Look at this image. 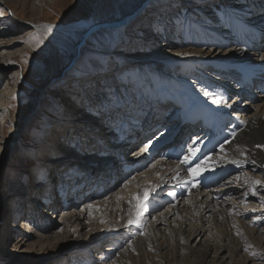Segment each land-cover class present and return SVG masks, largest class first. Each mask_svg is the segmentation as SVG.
Returning a JSON list of instances; mask_svg holds the SVG:
<instances>
[{
    "label": "rangeland",
    "instance_id": "obj_1",
    "mask_svg": "<svg viewBox=\"0 0 264 264\" xmlns=\"http://www.w3.org/2000/svg\"><path fill=\"white\" fill-rule=\"evenodd\" d=\"M152 1L162 2L156 6V4L152 5ZM161 1L0 0V8L3 9V12L0 13V97L7 98L6 103L0 109V264H93L92 261L96 259V254L110 248L108 241L117 237L116 234H111L112 237L104 234L108 227L106 211L100 212L93 221L89 219L88 223L81 220L83 225L76 230L71 228L68 233H62L59 236L58 222L61 213H58V210L50 213L43 208L34 207V204L40 203L41 193L46 189V186L51 183L50 189L55 188L62 174L70 165L77 164L79 170H86L89 165H100V168H103L111 162L112 166L117 168L116 173L121 175V179L126 180L127 175L131 173L122 171L124 166L122 164H126V162L120 161V158L124 157L120 153L124 150L125 145L118 141V136L117 139L113 137L111 140L114 150L109 154L110 156L103 153L98 154V151H95V143L101 145L104 140L100 139V142L96 138L101 136L96 134L98 131L90 121L95 119L99 121V119L92 116L94 113L87 114L86 106L92 108L90 105L97 107L101 105L99 110L97 108L92 110L95 113H102L105 110L112 113H109L111 116L109 120H112L117 129L124 123H128L131 127V121L139 116L132 113L134 110L144 111L153 99L161 102L158 98L159 95L167 92V97L163 99L164 102L162 101L165 103L162 117L169 119L175 111L173 108L175 102L169 87L161 84V78L165 75L167 80L173 78L181 82H191L197 95H202L201 90L205 89V82L217 95L220 93L222 96L224 92H227L226 98L221 100L224 107L229 103L239 105L254 103L252 99L249 102V97L241 96L242 98L238 99L234 97L232 94L233 77L224 72H219L221 76L215 75L216 72H213L208 65L203 66V70L201 67H199L200 70L199 68L191 69L193 77L184 76L177 65L174 72L167 68L169 63L173 64V61L177 60L176 51H184L185 47L190 48L183 44L184 38L194 40V34H190L194 28L190 31L188 29L193 23H203L201 17L208 15L212 2H208V0ZM175 2L180 5H173ZM230 3H232L231 0H214L213 2L214 5L221 6L222 9ZM262 12L251 15L258 16ZM207 18L210 21L218 20L219 15H208ZM249 20L251 19L249 18ZM41 25H52V33L43 41V44L37 46L33 38L36 35H43L44 30L40 28ZM205 26L207 25L203 27ZM92 28H98V30L91 33ZM89 31V35L84 37ZM80 37H84V39L81 41L80 48L77 49L76 46L82 39ZM195 40L198 43L203 41L202 39ZM66 45L70 47H66ZM70 48L79 50V55H76ZM257 48L259 49L255 52L264 54V47ZM73 57H75L74 61ZM25 60L27 63L24 62ZM229 78L232 82L228 80ZM99 83L103 88H99V93H97L96 85ZM92 88H95V94H92ZM240 90L237 88L239 93ZM252 93L254 99L263 98L256 90H253ZM4 97L1 100H4ZM117 98L120 100L118 106L109 103L110 100L115 101ZM152 103L154 104L153 101ZM158 105L156 106L160 109ZM30 106L37 108L32 112L29 120L21 121L20 117ZM74 107L77 112L82 110V116L87 118L86 121H82L83 125L72 122L70 110H74ZM122 120L125 121L122 123ZM102 121L103 118L99 121L101 125ZM108 133L110 134L111 131L109 130ZM66 138L71 140L68 139L65 142ZM149 142L152 141L148 138H138L132 149L140 151L142 146ZM51 143H57V145L53 147L54 145ZM61 143L66 147L61 148ZM118 143L122 145L119 147ZM58 148H65V151L57 150ZM256 148H258L257 144ZM106 149H101V151ZM125 149V154L131 157L134 152L131 151L128 154V148ZM47 158H50L52 162L47 163ZM112 159H119V162L116 164L112 162ZM153 160L154 158L148 160L147 166L154 162ZM158 160L167 161L161 157L156 159V161ZM55 161L60 162L55 163ZM105 168L100 171L103 178H100L97 188L100 186L106 188L108 180L105 176L107 174L115 178L114 170L110 168L109 170L107 166ZM139 170L140 168L134 171L138 173ZM245 170L233 172L213 188H220L219 186L230 182L229 180L233 177L238 178L239 181L236 183L225 184L222 188L238 186L239 194H247L245 195L246 201L243 203L239 198L242 202L240 203L238 199L234 198L235 195H228L230 200L236 202L233 203L235 206L231 204L229 207L240 213V215L237 214V220L241 219L240 221L245 226L248 225V228L256 227L263 233L261 232L255 242L254 238L252 241H248L246 237L239 235L244 231L241 226L232 222L230 226V220L224 219L225 224L218 223L215 227L204 225V235L200 240L212 243L211 240H218L216 237L220 235L226 237L227 235L226 240H218V242L224 244L228 250L234 249L233 241L238 244L235 247H241L234 255L235 264H264V230H262L264 222H261L260 225L257 223L260 219L264 220V204L260 201V196H264V173L261 175L260 170L252 172V177H258L257 179L261 183L251 186L249 189L248 180L251 178L248 175H251L250 172L254 171V168L248 169L249 173ZM136 173L129 177H134ZM113 178L110 179L111 182ZM96 182L94 178H91L89 183L91 186H87L86 192H89L90 196H93L94 190L97 189L93 188L94 185L96 186ZM18 184L21 187L25 186V190L19 193V197L12 190V185ZM253 187L257 194L248 196L249 192L253 195ZM113 188L111 193L123 189L122 186ZM204 189L201 186L198 188L202 192L210 187ZM194 192L191 191V193ZM227 192L231 193V190ZM106 195L101 199H105ZM163 196L165 197V193L161 195L160 199ZM182 196L183 200L190 197ZM84 198L85 201L90 197L85 196ZM249 198L252 199L249 200ZM95 199L97 198L93 197L90 202L98 203L101 200L100 198L99 200ZM20 200H23L22 209ZM166 201L161 205L159 211L150 214V219L152 215L160 214L171 205L179 206L181 199L178 198L176 201L166 199ZM158 203L162 204V201L157 200L151 204ZM55 204L59 205L58 202ZM74 204L70 211L81 213L84 204L81 202ZM29 209L36 214L39 212L40 220L38 217L33 218V213L26 215ZM257 217L260 219H256ZM98 218L100 220H97ZM36 220L38 223L32 227L31 221ZM22 221L29 223L30 229L24 231L25 222ZM112 222L116 223V220ZM51 225L55 226L50 230ZM172 225L174 224L168 225L167 229H164L166 226L160 225V231L167 235L166 238L170 236L171 232L178 231ZM126 228L122 229L126 230ZM144 229V227L139 229L138 237L143 236ZM23 237L25 238L21 240ZM38 237L45 240L40 243ZM132 240L134 238L129 239V241ZM196 245L198 246L197 238H191L188 243L180 241L179 247L171 246L170 248L169 244L167 249H171V254L164 252L162 256L155 255V252L150 250V246H147L148 248L145 247L146 250H143L144 254L140 256V259H143L142 264H199L201 258L199 253L193 254L188 249L194 248ZM124 246L122 245L120 249L122 250ZM201 248L209 249L208 246H201ZM133 255L138 256L139 252L137 251ZM209 255H214V249L210 248ZM222 255L226 256L227 254ZM117 258L114 256L111 261ZM227 259H224L225 262H228L229 259ZM126 262L123 261L120 264H127ZM203 264L215 263L207 261Z\"/></svg>",
    "mask_w": 264,
    "mask_h": 264
},
{
    "label": "bare ground",
    "instance_id": "obj_2",
    "mask_svg": "<svg viewBox=\"0 0 264 264\" xmlns=\"http://www.w3.org/2000/svg\"><path fill=\"white\" fill-rule=\"evenodd\" d=\"M174 1H178V0H173V2ZM231 1L232 3L227 4L226 5L227 7L222 9L221 6L213 4L214 0H208V2H212V5L208 10L209 11L208 15H219V19L210 21L207 18L208 15H203V17H201L203 19L202 20L203 23L200 24L193 23L191 25V28L188 29V31L194 28V30L192 29V31L190 32V34H194V40H191L190 38H184L183 41V44L190 46V48L182 46L185 47L184 51H176L175 56L177 57V60L173 61V64L174 63L175 64L173 65L169 63L167 68L171 72H174L175 66L177 65L181 69V73L184 76L193 77V73L191 69L201 67V69L203 70V66L205 67L208 65L213 70V72H216L215 75L221 76V73L224 72L230 77H236L240 80L239 82L242 85V87L235 86V90L232 89V94L234 97L238 99L239 96L248 97L244 92L245 89L249 88L248 82H249V78L252 77V74L255 75L257 73H261L263 74L262 77L264 78V60L260 59V57L264 56V54L261 53L258 54V52H255L258 50V48L254 49L253 51L251 49V47L253 46V42H255V40L253 41L255 37L260 39L259 41H261V47H264L263 45L264 0L262 2H260L261 0L260 1L256 0V3L254 2V4L251 3V0H231ZM161 2L155 3L154 1L152 5L156 4L157 6ZM260 3L261 5H263L262 7H260L261 6ZM173 5L175 6L180 5V3L175 2ZM250 7L252 10H250ZM261 11H263L262 14L258 16L251 15V14H259ZM249 18L251 20L248 21ZM204 25L207 26L203 27ZM93 29L94 28H92L91 33L98 30V28L94 30ZM84 37L83 38L80 37L82 39H80V44L76 46L77 49L80 48L81 41L84 39ZM195 39L198 40L202 39L203 41L201 43H198ZM66 47H70V46L66 45ZM71 51L76 53V55H79L80 53L79 50L77 51L74 48H72ZM177 53H188V55L180 56L177 55ZM74 58L75 57H73V61ZM196 73L199 75L198 72ZM247 73L248 76H244ZM165 76H162L161 84L168 86L169 87L168 89L172 92L171 94L173 97V101L175 102L173 108L176 110L175 111L176 113L173 112L175 114H172V117H174L175 119L177 117V120H175L174 124L177 123V125L180 124V126H182L179 129V132L176 134V136L182 138L180 139V141H185L183 139L185 137L183 130L187 129L190 132H192V130H195L197 128V125L195 126V124L193 125V123L195 121L198 122L201 120L202 124L205 125V129L202 131L196 129L195 134H190L191 136H189L187 138L188 140L186 141L193 139V141L194 140L196 141V144H194L193 147L198 146L201 149V153H211L210 159L207 161L209 167L207 170H203V169L200 170L201 174L198 177H196V186L192 187L191 185H189L188 188H191V190L189 191L188 188L184 187L183 184H179L177 180L173 179V177L176 175V169H177V163L174 161L178 153L176 152L172 155L170 152L168 153L165 152L166 149L172 147V145H169L170 144L168 142L169 139L167 138H162L160 139V141L156 140L154 143H151L149 150L147 151L148 154H146L141 150L133 151V152H139L140 154L137 156V155H133L132 153L131 157L125 154V150H126L125 148L132 145L124 144L125 145L124 150L122 149L123 151L122 153H120V155L124 156V158L122 159L126 162L125 168L127 169L128 174L131 172L129 175H127L128 178L126 180L121 179V175H118L116 173L117 168L112 166L111 162L107 163L105 166H103V168H100L101 167L100 165L87 166L86 168L87 171L93 172L98 176L101 175L100 171L106 169L105 167L107 166L108 169L110 168L111 170H114L115 178H113L112 176H108L107 174V176H105L107 177L108 180L106 183V188L102 186L97 190L95 189L97 188V186H95L94 191H96V193L93 191L94 192L93 196H90L89 192L85 195H79L80 197L76 199V202L77 203L81 202L82 204H84L81 213H77V212L75 213L70 211V209L74 207L75 205L74 203H76L73 201H70L64 208L63 207L57 208L58 213L59 212L61 213L59 214L60 217H59L58 225L60 226V229L58 235L60 236L62 233H68V231L71 228L73 230L74 229L76 230L78 227L83 225V223L81 224V220L86 221L88 223L89 219H92L93 221L97 217V215H99L100 212L103 213L104 211H106V216L108 217V222H106V224H108V227L104 231L105 232L104 234H107L109 237L111 236V234H116L117 237L112 238L111 239L112 241L111 240L108 241L110 243V248L106 249L105 251H100L98 252V254H96V259L92 261L93 264H118V263L120 264L123 261H127L126 262L127 264H142L143 259H140V256L144 254L143 250L144 249L146 250V248H148L149 246H150V250L152 252H155V255L162 256L164 252L171 254V249H167L169 247V244H170V248L171 246L179 247L180 241L182 243L183 242L188 243L191 238L198 239V246L196 245L194 248L190 247L188 249L193 254L199 253V257L201 256L199 264L206 263L207 261L210 262L213 261V263L215 264H235L236 261L234 262V255H236V253L241 249V247L240 248L235 247L237 242L233 241L234 249L228 250L224 244L218 242V240L220 241L226 240L227 235L226 237L222 235L216 237L218 239L217 241L215 239L211 240L212 243L215 242L213 244L211 242H207V243L205 241L202 242L201 238L204 235V228H205L204 225L215 227L218 223L225 224L224 219H228L230 220V222L228 221L230 223V226L232 223L233 224L237 223L236 224L237 226L239 225L244 229V231L240 232L239 234L241 235V237L244 238L246 237L248 241L249 240L252 241L254 238L253 240L254 242L256 239L259 238L258 236H260L262 232L260 231L261 229L258 230L256 229V227L250 229L247 227L248 225L245 226L244 223L240 221L241 219L237 220V214L240 215V213H237L234 211V209L230 208L231 204L235 206L233 203L236 202L230 200L228 198V195L231 196L235 195L234 198L238 200L240 198L243 203L246 201V196L243 195V193L239 194L240 192H238L237 189L238 186L237 187L226 186L225 188H222L225 184L236 183L237 181H239L238 178L233 177L230 180L228 179L230 182L227 181L228 183L222 184L221 186H219L220 188L214 189L213 187L214 185L222 182L226 177H228L233 172L241 169L242 170L246 169L245 171L249 173L248 169L252 170V168H254V171L252 170L250 172L251 175H248V177L251 178L250 180H248L249 189L251 186H255L253 184V181H259L257 179L258 177L257 178L256 176L252 177V172L253 173L259 172L260 170L261 175H263L264 148L255 149V145L256 144L264 145V94H262L263 98H259V99L255 98L256 100L252 97L251 99L254 101V103L250 105H247L248 103H242V105H239L237 103L235 104L229 103L231 107H228L229 104L225 105L224 107V105L221 103L218 105L212 104L210 102L212 97L206 98L203 96V94L197 95L193 89V86L191 85V82L188 81H187L188 83H186V81L181 82L173 78L172 80L171 79L167 80ZM228 80L231 81V78H229ZM138 82L140 81L138 80ZM205 85H206L205 89H208L210 92L216 94V92L211 90L210 85L207 82H205ZM96 87H97V93H99L98 90L99 88L102 87V85H100L99 83L96 85ZM237 88L242 89L240 90L241 95L239 94V91H237ZM92 90H93L92 94H95V88L94 89L92 88ZM203 90H201V92H203ZM226 93L227 92H224L222 96L220 93H218V95L216 94V96L217 97L221 96L224 99L228 94ZM3 97H0V109L2 106H4V103H6V99H7L6 97H4L5 98L4 100H1V98ZM92 97H94V95H92ZM165 97H167V92L162 93L161 95H159L158 98L162 102ZM251 99L249 100L248 98L249 102H251ZM154 104L155 105H153L151 108L148 107L144 111L140 109L138 110L136 109L132 113L139 115L137 118L142 117L147 120L155 119L159 117L161 109L157 108L156 102H154ZM91 106L93 110L96 108L99 110L101 108V105L99 107H97L96 105L94 106L90 105V107ZM36 108H37L36 106H30L27 110H25L22 116L20 117L21 121L24 122L29 120L30 115L32 114L33 111L36 110ZM70 114H71L70 117L72 118V122L74 124H81L82 121H86L87 119L82 116L83 114L82 110L77 112L75 107L74 110H70ZM98 115L100 116L98 118L99 121L102 120V118L104 121L106 120V117L104 119V115L102 113H98ZM107 118L109 119L110 117ZM99 121L97 119L90 121V123L94 125L95 129L98 131L96 132V134L102 137V138L101 137L99 138L96 137V138L104 140L103 144L101 145L95 143L94 145L95 151H98L97 152L98 154L103 153L106 154L107 156H110L109 154L112 153L114 150L112 149L111 146L113 144L111 142L113 137L110 135L111 133L110 134L108 133L110 129H108V127L106 126V122L102 121V125H101ZM133 121L134 119L131 122ZM223 125H227V126L226 127L224 126L223 129ZM122 127L124 128L125 125H123ZM129 128L131 127L129 126ZM233 132H235L236 134L235 138H233L232 136ZM218 133H223L222 137L221 136L219 137ZM164 134H165L164 131H160L156 133V136L160 138V136H163ZM134 136L135 139L139 138V134L137 132L134 133ZM68 139L70 138H66L64 141L66 142L68 141ZM221 142H224L223 151H221L219 147ZM51 144L54 145L53 147L57 145V143L56 144L51 143ZM152 144L154 146H157L158 148L157 154L159 156L154 157L151 155V158H154L153 160L154 162H151L147 166V161L151 160L150 154L153 152ZM118 145L120 147L122 144L118 143ZM63 146L66 147L64 144L61 143L60 147L62 148ZM101 149H106V150L101 151ZM57 150L65 151V148L63 149L58 148ZM99 151L101 152L99 153ZM169 156L173 157V159H169ZM160 157L167 161H163V160L156 161V159L157 158L160 159ZM233 160L239 161L240 162L239 166H237L234 163H231V161ZM252 161H255V164H253ZM46 162L51 163L52 161L50 158H47ZM57 162L60 161H55V163ZM112 162H115L117 164L119 162V159L117 160L112 159ZM195 162L196 161H193V165L195 164ZM246 164L247 167L245 168ZM153 165H155V167H153ZM73 166L75 168V165L72 166L70 165L68 167V170L72 169ZM145 166L146 169H144ZM139 168H140L139 171L140 172L142 171V173L135 172ZM103 172L105 174V171ZM73 173L75 175H78L80 179L82 178L80 182L78 183L76 182V186L83 184L82 182L85 179L84 173L81 171H78V173L74 171ZM133 173L136 174H134V177L130 178L129 176L132 175ZM179 174L181 177L187 175L182 165L180 166ZM111 178H113L112 182L110 181ZM68 180L70 181L68 184L69 185L72 184V181L68 178L65 179V182L67 183ZM87 181L90 182L91 178L87 179ZM50 185L51 183L46 186V189L44 190L45 193L48 192ZM153 185H160V187H158L156 191L150 195V199L147 202L148 210L140 218L139 227L135 225H128L127 221L129 219L130 210L133 216H135V209H134L135 201L133 200V197L137 195H142V193L145 190H148ZM115 186L117 187L122 186L123 189H119L118 192L111 193L113 192L114 190L113 187ZM199 186L205 189L210 187V189L201 192L198 190ZM226 189L231 190V193L227 192L228 190ZM12 190L14 191V194L19 197V193L25 190V186L21 187L19 184L12 185ZM168 190L174 191L176 193L175 199H173L172 197L166 194ZM192 190L195 192L191 193ZM163 193H165V197L163 196L162 199H160ZM105 195L106 198L101 199L102 196L104 197ZM182 195L188 197L190 196V197L189 198L186 197V200L185 198L183 200ZM85 196H89L90 198H86V200L84 201ZM248 196H254V195H251L249 192ZM93 197L97 198L95 200H99V198L101 200H99L98 203H93V202L91 203L90 200ZM178 198L181 199V202L179 203L180 208L176 204L171 205L169 208L163 210L162 212L160 210L161 212L160 214L152 215L150 219L149 217L150 214L155 213L157 210L159 211L161 205L167 202L166 199H168L169 201H174V200L176 201L178 200ZM252 198H249V200ZM130 200H133L132 206L129 205ZM157 200L162 201V204L159 203L151 204L156 202ZM241 201L239 200L240 203H242ZM21 203H20L21 204L20 208L22 209L23 200L21 201ZM39 204L38 203L37 205L34 204V207L39 206ZM89 204L92 205V208L87 207V205ZM29 205L31 204L29 203ZM246 205L248 206L249 204ZM40 206L42 207L41 204ZM37 214L34 212L33 218L36 219ZM229 214L234 216H230ZM148 219H150L151 222L150 221L148 222ZM97 220L100 219L98 218ZM114 220H116V223L114 222L111 223V221ZM37 221L38 220L34 222ZM192 221L194 223H191ZM22 222L23 223L25 222L24 224L25 227L23 229L24 231L30 229L29 223H27L26 221H22ZM261 222H264V220L261 221L260 219V221L257 222L258 225H260ZM112 224H116V225H112ZM171 224H174L172 226L176 227L178 231L171 232L170 236L166 238L167 235L163 234L160 231L161 230L160 225H163L164 227L166 226V228L164 229H167L168 225ZM54 226L51 225L49 227L50 230L53 229ZM123 227H127L126 230H123L122 229ZM143 227L145 228L144 234L143 236L138 237L137 232L139 231V229ZM186 227L188 228L185 230ZM163 231L165 232V230ZM24 238L25 237L21 238V240H23ZM132 238H134V240L131 241V246H129V243L127 242L129 241V239ZM43 240L45 239L38 237V242L41 243L43 242ZM122 245L125 246L121 250L120 247ZM201 246L203 247L208 246L209 249L207 248L203 250ZM210 248L214 249L213 256L209 255ZM137 251L139 252V255L134 256L133 253H136ZM224 253H226L228 256L222 255ZM114 256L118 258L111 261L112 257ZM226 258L229 259V260L227 259L228 262H225L224 259Z\"/></svg>",
    "mask_w": 264,
    "mask_h": 264
},
{
    "label": "snow or ice",
    "instance_id": "obj_3",
    "mask_svg": "<svg viewBox=\"0 0 264 264\" xmlns=\"http://www.w3.org/2000/svg\"><path fill=\"white\" fill-rule=\"evenodd\" d=\"M3 12V9L0 8V13ZM35 27V26H33ZM40 28H42L44 30L43 35H36L33 39L35 40V43L37 46L43 44V41L48 37L49 34L52 33V25H41ZM177 55L180 56H187L188 53H177ZM261 60H264V56L260 57ZM25 63H27V60L24 61ZM203 96L208 98V97H212L211 98V103L212 104H220L221 100L223 99L222 97H217L215 93L210 92L208 89H204L202 92ZM109 103H114L117 106L120 103L119 98H117L115 101H109ZM228 107H231V105L229 104ZM235 132L232 133L233 138H235ZM230 143V141H229ZM196 144V141L194 140L192 142V144L188 145L187 147V152L181 153V157H176L175 161L177 163V169H176V175L173 177L174 180H177L179 184H183L184 187L188 188L189 185H191L192 187L196 186V177H198L201 174V169L203 170H207L209 165L207 164V161L210 159V155L211 153H201V149L197 146V147H193V145ZM150 147V142L146 143L142 146L141 151L143 152H147L149 150ZM220 150L223 151L224 150V142H221L220 145ZM258 148H264V145H257ZM214 151V150H213ZM199 153V155H198ZM139 152H134L133 155H139ZM169 159H173V157L169 156ZM193 161H196L195 164L193 165ZM231 163L236 164L237 166H239L240 162L233 160L231 161ZM253 164H255V161H252ZM183 166L184 171L187 173L186 176L181 177L180 176V166ZM153 167H155V165H153ZM261 183V181H253L254 185H259ZM160 187V185H153L151 186V188H149L148 190H145L142 195H137L135 197H133V200L135 201L134 204V209H135V216H133L131 210L129 212V219L127 221L128 225H135L137 227H139V220L140 218L144 215L145 212H147L148 210V201L150 199V195L152 193H154L156 191V189ZM188 190L190 191L191 188H188ZM166 194L170 197H172L173 199H175L176 197V193L174 191L168 190L166 192ZM252 194L256 195V189L253 188L252 189ZM245 195H247L245 193ZM133 200L129 201V205L132 206L133 204ZM260 201L262 204H264V196H260ZM88 208H92V205L89 204L87 205ZM256 219H260L259 217H257ZM103 222V221H102ZM264 230V229H262ZM141 234H143V232H141ZM129 246H131V241H129ZM247 251V248L245 249ZM253 255H256L255 253H253Z\"/></svg>",
    "mask_w": 264,
    "mask_h": 264
},
{
    "label": "water",
    "instance_id": "obj_4",
    "mask_svg": "<svg viewBox=\"0 0 264 264\" xmlns=\"http://www.w3.org/2000/svg\"><path fill=\"white\" fill-rule=\"evenodd\" d=\"M90 31H91V30H90ZM90 31H89L88 33H86V34L89 35ZM87 35H85V37H86Z\"/></svg>",
    "mask_w": 264,
    "mask_h": 264
}]
</instances>
